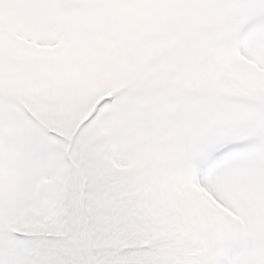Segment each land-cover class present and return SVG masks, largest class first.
Segmentation results:
<instances>
[{
    "label": "snow or ice",
    "instance_id": "1",
    "mask_svg": "<svg viewBox=\"0 0 264 264\" xmlns=\"http://www.w3.org/2000/svg\"><path fill=\"white\" fill-rule=\"evenodd\" d=\"M0 264H264V0H0Z\"/></svg>",
    "mask_w": 264,
    "mask_h": 264
}]
</instances>
